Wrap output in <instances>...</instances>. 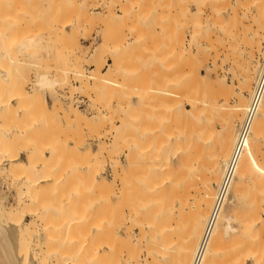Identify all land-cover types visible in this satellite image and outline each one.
<instances>
[{
  "label": "bare ground",
  "instance_id": "obj_1",
  "mask_svg": "<svg viewBox=\"0 0 264 264\" xmlns=\"http://www.w3.org/2000/svg\"><path fill=\"white\" fill-rule=\"evenodd\" d=\"M7 1L8 0H2L0 3L3 5ZM12 1L10 2L9 0L7 3L10 4ZM28 1L32 0H27L26 2ZM67 1L65 2L70 3V0ZM86 1L88 0L83 1V3L80 1L81 3H79V0H76L75 3L72 4L76 6L77 3L80 4L78 9L80 7V10L84 11V9L89 7ZM7 3L5 6H9ZM14 3L13 1L12 4L14 5ZM93 3L94 5L96 3L99 4L100 7L102 6L101 3H104V6L106 4V2L102 0L100 2L99 0H93L92 4ZM112 3L113 2L107 3L105 8L109 9V7H112ZM192 3H194L195 7L191 6ZM109 4L112 5L109 6ZM173 4L174 12L172 13L170 11V14L175 15L172 17V20L175 22L176 30L174 33V50L182 53L183 56L181 54H177L176 57L171 55L172 58H170V60L167 59L168 61L166 60L167 55H162L161 58L159 57L160 60L157 59V56L156 59L159 60V63H157L160 64V67L157 68H160V71H158L156 84H152V88L148 86L143 87L141 85H138L139 88H134L131 93L136 96L135 100L131 98V94L128 95L130 96V98L128 97L130 102L132 101L129 105L132 106V108L133 106L134 108L137 107V112L135 109L133 112L129 111L130 106H128V109H126L128 112L124 113L127 114L130 112V114L125 115L123 113V115H121L122 117L118 115V117H121H119L121 119V121L118 122L120 123L119 125L115 122L117 118L115 121H112V118L110 119V128H113L115 134H117V136L115 135V142L113 141V143L118 141L116 140L117 138L125 136L126 141H124L126 143L122 141V144H125L123 146H126L127 151L125 159L117 157L114 159L111 158V160H114H112L113 165L111 163L113 166L112 171H114L113 177L110 179L106 177L102 181H96L98 189L92 186V189L90 188L91 191H94V189L100 191V197L97 193L95 194L94 191V194L96 196L98 195L97 198H99V200L105 195L106 200L103 198V203L99 201H95V203L89 201L90 198L88 196L89 200H87V205V201H85L86 195H88L86 194V187L84 188L81 181L79 182L81 185H76L78 184L77 182L76 184L73 183V186L71 185L70 181L75 182L77 179L78 181L80 180L79 177L82 176L79 175H81L83 171L78 165L76 166L78 168H73L69 166V162H64L61 156L62 152L59 151L62 150L64 154V147L63 149L58 147L57 144L60 142H58L57 138L54 139L57 140L58 143H53V140L52 144L46 147L41 144L42 138H40L39 141V136L42 133L40 130L43 126H41L42 122L41 120L38 121L40 118L37 116L43 114L40 117L44 119V116L49 118L46 114H49L51 117L50 112L52 113L47 95H44L40 90L44 87L51 89L50 91L53 93L52 105L60 103V95L56 93L57 90H54L53 87H55V85L61 88L73 86L72 78H70V76L60 78L57 74L48 73L47 70V72H40L36 76L38 77L36 79V84L35 86L33 85L34 87H32L31 90H28L26 86L16 85L14 82L12 83L13 87L0 88V264H169V262H171L170 259L175 257L173 255L175 251L179 252L178 255L176 254L177 252L175 253L177 258L175 257L176 259H173L171 262L172 264H192L205 230L207 221L206 216L209 214L210 207H212L217 192L214 185L216 183L217 186L220 184L225 167L229 159L234 155L238 144V129L235 130V124L237 120L241 119L242 112L247 104V102H245L247 101L245 98L246 96L243 97L239 91V95L241 94L242 97L236 94L241 97L240 100H238V104L236 103L238 107L235 106V104L232 105L234 109H236V107L237 109H231L230 111L233 110L231 114L226 111L230 114V119L228 120L227 118V121L225 120L226 127L221 125L223 128L220 130L222 133L218 131V134H220V136L218 135L219 142L215 141V139L217 140L215 137L217 136V132H215L216 129L214 127L216 126L212 122L215 119H211V114L215 112L214 110H219L218 97L220 94L218 93L222 90L221 87L226 84L223 83L225 79L221 80L219 78L220 75L217 76L218 50L220 46L224 47L228 44L231 47V45L234 44V47L232 46L234 49L231 47L233 51L230 50V52L232 51L231 54L228 52L229 50L227 52L232 55V57L236 54L235 49L238 47L236 40L238 39H235V37H237V33L239 36V26L246 22L242 20L252 19L253 15L251 12L256 6H264V0H174ZM120 8L124 11L123 5H121ZM21 10L24 13V9ZM86 10L83 13H87ZM111 10L113 11V9ZM226 10H228V13H226L227 15L225 14ZM21 12L20 18L16 16L18 18H16L17 20L26 19L23 13V16L21 15ZM25 12H27L25 15L28 14V11L25 10ZM81 13L79 18L83 20L85 16L83 15V17ZM17 15H19V13ZM248 15L250 18H247ZM56 17L55 20L57 19ZM256 18H258L257 33L259 34L256 35L258 36L256 42L259 43L257 45L255 42L257 47V49H255L260 53L264 51V10ZM31 19L29 17L16 24L23 25L21 24L22 22L28 24ZM34 19H36V17ZM51 19H53V17L50 18V20ZM80 19L78 20L81 21ZM257 20L255 19L253 21L252 19V23ZM8 22L10 24V21ZM12 24L13 23L10 25ZM247 24L251 23L248 22ZM185 26L190 30L189 41L186 42L187 45L184 42L187 33L181 34L182 27ZM245 27L246 25L244 27L242 25L240 28L243 30ZM186 28H183L184 32H186ZM3 29L4 32H6V27ZM246 29L243 30L244 34H246L245 32L248 30ZM26 31L22 33V36L26 35L24 38L20 37L21 39H16L17 42L14 41V43L20 44L19 49H21L23 53V55L19 56L20 58L18 55L17 58H12L10 56V46L8 48V45H6L5 51L0 47V77L7 78L10 76L11 78L12 70L14 69V67L12 69L11 66L12 59L17 60V62L28 60V63H30L29 56L32 53L31 48L35 46V42H38L35 41V36H38V34H36V32L31 33V31H27L30 34L27 35ZM4 32L2 31L1 25L0 37L1 35L3 36V34L5 35ZM8 40L10 41V38ZM234 40L235 42L232 44ZM9 41L6 43L10 44ZM18 44H16V46H18ZM236 44L237 47H235ZM163 46L159 47L163 49ZM82 48H79L80 53L84 52ZM211 49H215L216 53L213 58L214 61H212V70L216 73H213L214 80H210L206 74L201 72L202 67L206 69L210 67L207 64V60ZM251 50H253V48ZM93 51L97 53V49ZM160 52L162 53V51ZM227 52L225 53L228 56L229 54ZM251 52L253 51H249L250 54H248V57L253 56L254 58L252 57L250 62L249 60L247 61L249 62V67L246 65L249 68L247 69L246 67V70H248V73L250 72V76L251 74L254 75L256 70H259L257 67L259 61H256L254 56L255 53L251 55ZM77 56V53H74V60H72L73 66L75 65V70L73 71L74 77H72L75 78V80H79V86H77L78 88L76 91L78 90L81 92L91 87L90 79L93 76L96 77V75L85 74V71H83L84 65L82 64V58ZM242 63H244V61ZM33 64L36 68L38 62L35 61ZM41 64L42 63L39 65ZM112 65L113 64H111L110 68H112ZM15 68L17 67L15 66ZM46 69L47 68H45V70ZM243 71H245V69ZM132 74L134 73H131V75ZM127 75L128 74H126V78L128 77ZM122 79H125V77ZM121 81L124 82V80ZM121 81H116L119 82L118 84L116 83V85L119 86ZM125 81L127 82V79ZM123 84L124 83H122V86ZM153 85L155 86L153 87ZM122 89L121 92H123ZM249 89L250 88L247 86L245 90ZM150 96L153 97L152 100ZM93 98L94 101L96 100L95 104L98 105V99L95 97ZM133 101H136V103H133ZM72 103L73 102H71L69 106L70 110L81 123L83 120V123L84 121H90L94 124L96 117L99 119L105 116L104 106L103 108H99L98 106L96 113L93 114L92 117L80 109L78 105ZM62 104L63 103H60L58 106L61 108ZM95 104L94 106H96ZM220 104H223V102ZM56 106L55 109L57 108ZM55 109L54 111L59 114V111ZM221 109L220 112L222 111ZM61 110H64V108ZM65 112H67V110ZM32 115H36L38 120H33L31 117ZM214 116L217 117L219 115L218 113L217 115L214 113ZM227 116L229 115L226 114V117ZM93 118L95 119L93 120ZM43 119L42 121H45V119ZM104 119L105 118H103L102 121ZM99 120L95 122L97 125ZM50 121L53 123L52 120ZM46 123L48 124V122ZM53 124H55V122ZM99 124L101 125V123ZM52 127H54V125ZM52 127L46 130L49 131ZM33 131L35 132V136ZM110 131L111 130L108 132ZM36 132L38 138L36 137ZM263 134L264 96L261 98L255 114L252 117L250 131L242 141L236 153L234 161L235 175L229 187L227 200L220 210L198 264L217 263L215 261L219 257L218 254L219 249L222 247L221 245L224 244L222 243L224 242L223 239L230 235L232 236L235 232H240V238H242V235H244L243 232L245 230L249 231V226L252 224V226H254V223H256V221H250L252 224H249V221H246L245 218H241L245 221H240V217H238V213L234 208L235 201H237V192H239L238 182L242 181L247 174L251 155L259 144V137ZM32 135L35 137L34 139H32ZM43 139L45 140L44 137ZM43 139L42 141H44ZM212 140L215 142H212ZM216 142L218 145L215 144ZM213 143L215 146L212 145ZM43 144H45V142ZM62 146H64L63 143ZM217 146L218 148H214ZM70 147H68L69 150ZM103 147L106 149L105 145ZM46 148L49 150L48 152H46ZM99 148H101V146ZM211 149L216 150L213 152L214 150ZM123 151H125L124 148ZM23 155H25V158H23ZM200 161L203 162V164L201 162L202 165L200 163L197 164ZM206 167L208 170H206L205 173L204 170ZM201 169H204L203 174L205 175L200 173ZM198 174L202 176H200V180L197 178ZM74 175L78 176L77 179L70 180V177ZM86 175L88 176V172ZM81 180H83V178ZM69 182L70 184H68ZM85 183L86 182H84V185ZM1 184H6L8 188L16 189L15 194H13L15 198H13L11 202L9 201L10 197L7 199V194L1 189ZM93 186L96 187L95 185ZM193 192H196V194L198 193V196L200 195V197H198L199 203L196 195H193V198L194 196L197 198H194L197 202L193 203H198V206L195 204L198 209L193 206L195 209L192 208L193 210L191 209L190 212L196 211V209L197 211L195 213H190L191 216L189 214L190 219L187 222L183 220V227L180 223L181 220H177L176 217V214L181 212L177 210L176 204L177 201H179V203H187L188 199L190 204V197ZM90 194L91 197L95 196L93 193ZM92 199L93 197L91 200ZM184 203L182 204L185 205ZM179 209H181V207ZM177 211L178 213H176ZM179 215L177 216L179 217ZM235 221H239L238 229L234 225ZM259 222H261L260 226L264 224L262 223L264 220H260ZM252 228L257 229L258 227ZM239 229H244L242 234ZM249 233L251 232L249 231ZM249 233L246 232L245 235H249ZM245 237L247 238V236ZM259 237L261 236L259 235ZM244 240L246 241V239ZM241 241L243 242V238ZM231 242L232 241H230V243ZM173 248L176 250L174 249L170 256H168L169 253L167 252H171ZM231 256L233 257L234 255ZM167 258L169 260H167ZM165 261L166 263H164Z\"/></svg>",
  "mask_w": 264,
  "mask_h": 264
},
{
  "label": "rangeland",
  "instance_id": "obj_2",
  "mask_svg": "<svg viewBox=\"0 0 264 264\" xmlns=\"http://www.w3.org/2000/svg\"><path fill=\"white\" fill-rule=\"evenodd\" d=\"M11 1L12 0H10V2ZM13 1L15 2L14 3L15 6L12 4ZM13 1L10 4L7 3V2H9V0L6 2L7 5H9V6H5L6 3H4L3 5H2V3H0V6L1 7L3 6L2 8L0 7V10H2V11H0L1 12L0 13V26L2 25V31L3 32H4L3 28H5V27L9 31L8 32L5 29L7 32V35H6V32H4V33L7 37L3 33H2L3 36L1 35V37H0L1 49L3 51H5L6 45H8L7 46L8 48L10 46V56L12 58H15V57L17 58V55H18V57L23 55V53L21 52V49H19L20 44L14 43V41L17 42L16 39L19 40V39H21L20 37L24 38L26 35L22 36V33L24 31H26V29H27V31H31V33L36 32V34H38V36L35 34L36 35L35 41H38V42L34 41L36 44H35V46H32L33 48H31L32 53L29 56L30 63H28V60L27 61L22 60V62H17V60L12 59V65H11L12 69L14 67V69L12 70V76H11V78H10V76L7 78L0 77V88L13 87L12 83L14 82L16 85L26 86V88L28 90H31L32 87H34L36 84V79L38 78L36 76L40 72H45V71L47 72V70H48V73L57 74L60 78H64L67 76H70V78H72V85L73 86H69V87L65 86V88L64 87L61 88V87H58V85L57 86L55 85V87H53L54 90L55 89L57 90L56 93L58 95H60L59 96V98L61 99L60 103H63L61 108H60V106H58L60 103L52 105L53 93L50 91L51 89L41 87L43 90L41 89L40 91L44 95H47L49 103L51 105V108H52V110H51L52 113L50 112L51 117L49 114H46L49 116V118H46V116H44L45 121H42L43 118L40 117L43 114H40V116L39 115L37 116L38 118H40L39 120L37 119L36 115L35 116L32 115L31 117L33 120H35V119H37L38 121L41 120L42 124H41V122H40V124H41V126L44 127V128L41 127V130H40V131H42V133L44 135L42 133L40 134L39 141H40V138H42V139H43V137L45 138V140L43 139L44 141H42V139H41V144L46 147V146L51 145L53 140H54L53 143L57 142V140H58V142H60V143L57 142L58 144L56 143L58 145V147L59 148L61 147L62 149L64 147V154H63L62 150H59L60 152H62L61 156L63 157L64 162H67V163L69 162V164H70L69 166H72L73 168L79 167L84 172V173L82 172L83 174L81 173V175H79V176H82V177H79L80 178L79 181L77 179V177H78L77 175L71 176L72 178L70 177V180L77 179V181L75 180V182L70 181L71 185L73 186V183L76 184V182H77L78 184H76V185L82 184L84 186V188L86 187L85 189L87 192L86 191L85 192L88 195H86L87 197H86L85 201L89 200V198H90L89 201H92L94 203H95V201L96 202L99 201L100 203L101 202L103 203L102 199L105 198V195L103 197H101V199L99 200V198H97V196L99 195L100 191L98 190L99 191L98 192L94 189L95 194L96 193L98 194L96 196L94 194V191H91V189H92V187L98 189L97 188L98 186L96 185V181H100V180L102 181L106 177L109 179L113 177V172H114V171H112L113 170L112 165H113V161H114L113 159L116 157L120 158V159H125L126 151H127L126 146H123L125 144H122L123 142L126 143L125 142L126 141L125 136L121 135L123 138L118 136L119 138L116 139L118 141H116V143H113V141L115 142L114 138L117 136V134H115V132H114L115 130L113 128H110V125H111L110 119L112 118L111 120L115 121V119L117 118L115 122L118 123L121 121V119H120L122 117L121 115H123L124 112L125 113L128 112L126 109H128V106H130L129 103L132 102V101L130 102V100H129L130 96L134 100L136 99V96L131 93L134 90V88L135 89H136V87L139 88L140 85L143 87L144 86L151 87L152 84H156V80L158 79V71H160V68H157V67H160V64H158V63H159V60H160L162 55H164V56L167 55L166 60L167 59L170 60V58H172L171 55H173L174 57H176L177 54L182 55V53H179V52L174 50V45H175L174 33L176 32V30H175V22H174V20H172V17L175 15L170 14L171 12L172 13L174 12V8H173L174 7L173 5L175 4V3L173 4L174 0H106V1L102 0V1L106 2L105 6H107V3L113 2L112 4L114 6L112 4H109V6L112 5V7L108 6L109 9L105 8L104 3H101L102 6L100 7L99 4H97V3H96L97 5L96 4L94 5V3L92 4L93 0H88L86 2H88L87 6H89V7H87V8L85 7L87 10L84 9V11L86 10L87 13L86 12L83 13L84 11L80 10V7L78 9V6L80 4L77 3V6L72 4V3H75L76 0H70V3H66L65 1H67V0H51V1L50 0H34V1L32 0V1H28V2H26L27 0L26 1H24V0H13ZM18 1H20V2H18ZM80 1L83 3V1H85V0H83V1L79 0V3H81ZM100 1L101 0H99V2ZM31 2H32V4H31ZM67 2H69V1H67ZM120 3H121V5H123L124 11L126 10L125 12L123 10H121ZM68 4H70V5H68ZM29 5H31V6H29ZM191 6L195 7L194 3H192ZM34 7H35V9H34ZM263 7L264 6H262V5L256 6L254 8V10L251 12V14L253 15V18H252L253 21L255 19L256 20L258 19L256 17H258L259 14L264 10ZM20 8L24 9V13ZM107 9L108 10L113 9V11L112 10L108 11ZM170 9H172V10H170ZM257 9L259 12L257 11ZM25 10L28 11V14H26V15H25V13H27V12H25ZM20 12H21V15H22V13L24 14V17H26V19L29 17H30V19L32 18L31 19L32 21L29 20L28 24H26L25 22H22L21 24H23V25L16 24V23H20L21 20L22 21L26 20V19L17 20L18 19L17 17L20 18ZM18 13H19V15H17ZM80 13L82 14V16L83 15L85 16V18H83L84 16L81 17V18H83V20H81L79 18ZM123 13H125V14H123ZM226 13H228V10L225 11V14ZM114 15H116V16H114ZM249 15L247 18H250ZM14 16H15V18H14ZM35 17H36V19H34ZM52 17H53V19L50 20V18H52ZM55 17L57 18L56 20H55ZM152 17H154V18H152ZM78 19H80L81 21H79ZM173 19H175V18H173ZM252 19L251 18L248 19L251 21H248L246 19L242 20L243 22L246 21L244 23L246 25L245 29L246 28L248 29V30L246 29L247 30L245 32L246 34L243 33L244 32L243 30H245V29L241 30L242 28H240L242 25H243V27L245 25L241 24V26H239V30H240V32L241 31L242 32L240 33L238 31L239 36L237 33V35H236L237 37H235V39H238V40H236V42L238 43V47L236 44L235 47H237V49H235L236 51L234 50L236 53L235 54L236 56L234 54H233L234 55L233 57H232V55H230L231 52L233 51L231 49V47L234 45L233 43L235 42V40L232 41L233 45H231V47L228 44H226L227 46H224V47L227 49H225L223 46H220L219 50H218V52H219V56H217L218 69H216L218 72L217 76L220 75L219 78L221 80L225 79L223 81V83H226L225 84L226 86L225 85L222 86L221 87L222 90H220L218 93V94H220L218 97V101H219L218 104L220 107L219 110H214L215 112H213V114H211V116H212L211 119H215L212 122L216 126L214 128L216 129L215 132H217V136H215L217 138V140L215 139V141H217V142H219L218 138L220 136V134H218V133L220 132V130H222L221 128L227 126V125L225 126V122L227 121L226 119L228 118V120H229L230 114L233 112V110L237 109L238 106L236 105V103L238 104V100H240V98L242 96L243 97L246 96L245 98L247 99V101H245V102H247V104L245 107L247 108L251 93L253 91V84L256 80V76H257V74L261 68L262 62L264 60V54H263L264 51H262L260 53L256 51V49H257L256 43H257V45L259 43V42H256L258 40L257 39L258 36H256V35H259L257 33L258 20L252 23ZM6 20L10 21V24L11 23H13V24L10 25L9 22ZM52 20H53V22H52ZM242 21H241V23H242ZM248 22L251 23L252 25L247 24ZM5 24L8 26H6ZM15 25H17V26H15ZM25 25H26V27H25ZM3 26H5V27H3ZM183 28H186V26L182 27V30H181L182 33L181 34L187 33V36L184 35V36H186V38L184 37L186 39V40L184 39L185 40L184 42L187 45L186 42L189 41L190 30L187 27L185 30L186 32H184ZM249 28H251V29H249ZM28 34L29 33L27 32V35ZM41 34H42V36H41ZM31 35H33V34H31ZM8 37L10 38V41L8 40L9 39ZM249 38H250V40H249ZM240 40H241V42H240ZM8 41L10 44H7ZM248 41H249V43H248ZM245 42H246V44H245ZM252 43H253V45H252ZM16 44H18V46H16ZM251 45H252V47H251ZM157 46H158V48H157ZM159 46H163V49H162V47H159ZM80 47L81 48L83 47L82 49L84 52H82V53L79 52ZM164 47H165V49H164ZM252 48H253V50H251ZM94 49H97V53H95V51H93ZM160 49H162V50H160ZM222 49H223V51H222ZM263 49H264V47H263ZM230 50H232V51L230 52ZM160 51H162V53ZM170 51L172 54L170 53ZM173 51H175V52H173ZM227 51L230 52V54ZM249 51H253V52H251V55H253L255 53L254 54L255 59H256V61H259L258 66H257L259 68V70H256L254 75L251 74L252 77L250 76V72L248 73V70H246V67L247 66L249 67V62H250V60H252V57H253V56L248 57L249 56L248 54H250ZM225 52H227L229 55L227 56V54ZM74 53H77V55H78L77 57L82 58L81 59L82 64L84 65L83 71H85L84 73L96 75V77L93 76L90 79V86L91 87L86 88V90H84L85 92L84 91L80 92L78 90L76 91V89L78 88L77 86H79V80L78 79L75 80V78H73L74 77L73 71L75 70L74 69L75 65L73 66ZM215 54H216L215 49H211V51L208 55V60H207V64L210 66L209 69H206L205 67L201 68V72L206 74L210 80H214L213 79L214 74H216L215 71L212 70V68H213L212 67V61H214L213 58L215 57ZM157 56H158V58H157ZM39 58H40V61H39ZM156 58L159 60H157ZM248 60H249V62H247ZM35 61L38 62V64H36V66H37L36 68L33 64ZM243 61H244V63H242ZM114 62H115V65H114ZM40 63H42L41 64L42 66L39 65ZM47 64H48V66H47ZM111 64H113L112 68H110ZM38 65L40 66V69H39ZM15 66L17 68H15ZM248 67H247V69H249ZM31 68H33V69H31ZM45 68H47V69L45 70ZM210 69H211V71H210ZM244 69H245V71H243ZM50 70H51V72H50ZM121 72H122V74H121ZM135 72H136V76H135ZM131 73H134V74L131 75ZM126 74H128L127 78H126ZM221 74H223V75H221ZM137 75H138V77H137ZM222 76H223V78H222ZM124 77H125V79H122ZM249 78H250V82H249ZM126 79H127V82L125 81ZM115 80L116 81L124 80V82L121 81L120 82L121 84L119 85L121 87H119L118 85H116V83L118 84L119 82H116ZM242 81L246 85L248 84L247 86L250 88L249 90H245V89H247V86ZM25 83H26V85H25ZM122 83H124L123 86L125 85L124 88L122 86ZM240 83H242V84H240ZM154 86L155 85H153V87ZM243 86H246V87H243ZM44 89H46V90H44ZM121 89L123 92H121ZM239 91L242 94V96H241V94L239 95ZM72 93H73V95H72ZM129 94H131V95L128 96ZM236 94L241 96V97L237 96ZM93 97L98 99V101H97L98 105L95 104L96 100L94 101ZM150 99L152 100L153 97L150 96ZM70 101L73 102L72 104L78 105L80 109L85 111L90 116H92L93 114L96 113L98 106H99V108H103V106H104L103 109L105 110L104 111L105 116L103 118H105V119L102 121V119H103L102 117H101L102 119L99 118L100 120L96 117V121H94V124H93V122H90V121L89 122L84 121V123H83V120L81 123L78 120V118H75V114L73 112H71L70 107H69L71 104ZM92 101H94V102H92ZM222 102L225 105L220 104ZM245 102H243V103H245ZM133 103H136V101H133ZM94 104L96 106H94ZM234 104H235V106H237L236 109H234L232 107V105H234ZM239 104H240V101H239ZM220 105H223V106H220ZM55 106L57 107L56 109H55ZM62 108H64V110H61ZM136 108H134V106H133V108H132V106H130L129 111L133 112L134 109L136 110ZM246 108H244V110L242 112L241 119L236 121L235 130H237V129L239 130V124L244 118ZM54 109L58 110L59 114L57 112H55ZM65 109L67 110V112H65L66 111ZM220 109L222 110L221 112H220ZM231 109H233V110L230 111ZM226 111H228L230 114H228ZM136 112H137V110H136ZM214 113H215V115H217V113H218L219 116H217V117L214 116ZM127 114H130V112ZM127 114H125V115H127ZM226 114L229 116L226 117ZM118 115H120L121 117L119 116L120 117L119 118ZM52 117H53V119H52ZM128 118H129V116H128ZM94 119L95 118H93V120ZM97 119L99 120V123H101V125L99 123H98V125H97V123H95L98 121ZM50 120H52L53 123L55 122V124H53ZM76 120H78V121H76ZM106 121H107V123H106ZM46 122H48V124ZM78 122H80L81 125H80V123L77 124ZM104 122L106 123V125ZM43 123H44V125H43ZM49 123L51 124V126ZM119 124L120 123H118V125ZM53 125H54V127H52ZM221 125H223V127ZM50 127H52L51 128L52 130L49 129V131H47L48 128H50ZM64 127H65V130H64ZM58 128H60V129H58ZM108 129L111 130L110 132H112V133L108 132L109 131ZM112 129H113V131H112ZM59 132H60V134H59ZM76 132H77V134H76ZM103 132H106V133H103ZM33 133L35 136L34 131H33ZM220 133H222V132H220ZM36 135H37V132H36ZM36 137L38 138V135ZM34 138L35 137H33V135H32V139H34ZM54 138H57V140H55ZM58 138L60 139V141ZM212 138H213V136H212ZM220 139H221V137H220ZM48 140H50L51 142ZM208 140H209V138H208ZM258 140H260V141H258L259 144H258L257 148L255 149L254 153L251 155V161H250V164L248 167L247 174L242 179V181L238 182V188H239L238 191L239 192H237V198H236L237 201H235V208H234L235 211L238 213V217H240L239 218L240 221L243 220L241 218H245L246 221L247 220L249 221V224L253 221H256V223H254V226H252L253 225L252 223H251L252 225L249 226V231L251 233H249L248 230H245L246 232L249 233L250 236L247 234L245 235V233H246L245 231L243 232L244 233V235H242L243 236L242 237L243 242L241 241L242 238H240L241 237V235L239 234L240 232H235L234 234H232V236L230 235L227 238L223 239L224 242H222V241L221 242L224 244L223 245L220 244L222 247H221V249H219V254H218L219 259L218 258H217L218 260L216 259L215 262H217V263H215V264H221V263L222 264H264V229H263L264 224H261V226H260L261 222H259L260 220L261 221L264 220V134L261 135ZM215 141L212 140V142H215ZM44 142H45V144H43ZM217 142L215 144L218 145ZM62 143L64 146H62ZM114 144H116V145H114ZM215 144L213 143L212 145L215 146ZM102 145L103 146L105 145L106 149ZM113 145H114V147H113ZM65 146H67V147H65ZM100 146H101V148H99ZM68 147H70V150ZM74 147H75V149H74ZM115 147H117V148H115ZM123 148L125 149V151H123ZM214 148H218V146L214 147ZM85 149L86 150L89 149V150L86 151ZM84 150H85V152H84ZM211 150H214V149H211ZM215 150L213 152H215ZM48 151L49 150L46 148V152H48ZM97 151H98V153H97ZM82 155H84V156H82ZM23 156H24L23 158H25V155H23ZM207 157H208V154H207ZM111 158H113L112 159L113 161L111 160ZM201 162L202 161L198 162L197 164H199V163L201 164ZM111 163H112V165H111ZM202 164H203V162H202ZM77 165H78V167H76ZM207 167L205 168V170L203 169L204 172L206 170H208ZM203 170L201 169L200 173L202 175H205V174H203ZM87 172H88V176L86 175ZM199 174L197 175V178L200 180V178L202 176ZM21 178H23V177H21ZM82 178H83V180H81ZM80 181H81V184H79ZM82 181H83V183H82ZM70 182L68 184H70ZM84 182H86L85 185H84ZM3 185L4 184H1V189L4 190V192L7 194V199H9V197H10L9 201L11 202V200H13V198H15V195L13 196V194H15L16 189L15 188H8L6 184L4 186ZM86 185H88V186H86ZM93 185H95L96 187H94ZM217 187L218 186L216 183L214 185V188L216 189V191H217ZM90 193H93L95 195V196H92L93 197L92 200H91L92 197L90 196L91 195ZM193 193L191 194V197H190V201H191L190 204H189V199H188L187 203L182 202L185 205H183L182 203H179V201H177V204H176V206L178 208L177 210L178 211L180 210L181 214L180 213H179L180 215L176 214V217H177V220H181L180 223L182 224V226L184 224L183 220H185L187 222L190 219V216H191L190 213H195L198 209V207H197L198 203H199L198 197H200V195L198 196V193L196 194V192L194 194ZM193 195H196V197L198 198L197 199L194 196V198L197 199L198 203H193V202H197L196 199L193 198ZM88 196H89V198H88ZM100 196L101 195H99V197ZM105 200H106V198H105ZM86 204L88 205V201ZM195 204L197 206H195ZM182 205H183V207H182ZM193 206L197 207V209H196V211L190 212L192 208L195 209ZM180 207H181V209H179ZM178 211L176 213H178ZM189 214H190V216H189ZM177 215H179V217ZM207 216H208V214H207ZM207 216H206V220H207ZM182 217H184V218H182ZM185 218L186 219L188 218V219L186 220ZM245 220H243V221H245ZM238 223H239V221L234 222V225L237 227V229L239 228ZM262 223H264V222H262ZM255 224H256V226H255ZM252 227H256V228L258 227V228L253 229ZM239 230L241 231V234H242V231L244 229H239ZM239 230H237V231H239ZM236 235H238V236H236ZM259 235L261 237H259ZM245 236H247V238ZM244 239H246V241ZM230 241H232V242L230 243ZM244 241H245V243H244ZM235 242H236V244H235ZM219 248H220V246H219ZM174 249L175 248H173L171 252H169V251L167 252V253H169L168 256H170V254L174 251ZM176 252L177 251H175L173 254L175 257H176V254L178 255L179 251L177 253ZM230 254L234 255V256L232 257ZM168 256H166V257H168ZM175 257L173 259L177 258V257L176 258ZM168 258H170V257H168ZM168 258H167V260H169ZM173 259H170L171 262L173 261ZM171 262H169V264H172ZM164 263H166V261ZM174 264H176V263H174Z\"/></svg>",
  "mask_w": 264,
  "mask_h": 264
},
{
  "label": "built area",
  "instance_id": "obj_3",
  "mask_svg": "<svg viewBox=\"0 0 264 264\" xmlns=\"http://www.w3.org/2000/svg\"><path fill=\"white\" fill-rule=\"evenodd\" d=\"M263 96H264V60L256 76V80L253 84V91L251 93L250 101L247 106L244 118L239 124L238 144H237L236 150L234 152V155L229 159V162L225 167L221 182L217 187L218 189H217V192L214 198V202L212 204V207L207 217L205 230H204L202 239L199 243L196 254L194 256L192 264L199 263L202 251L206 244V241L215 225V222L219 216L220 210L222 209V207L224 206L227 200V196L229 194V187L235 175L234 161H235L236 153L238 149L240 148L242 141L244 140V138L248 135L250 131L252 117L254 116L257 106Z\"/></svg>",
  "mask_w": 264,
  "mask_h": 264
}]
</instances>
